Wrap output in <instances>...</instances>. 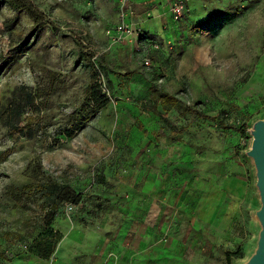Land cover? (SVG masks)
<instances>
[{"label": "rangeland", "instance_id": "374dc122", "mask_svg": "<svg viewBox=\"0 0 264 264\" xmlns=\"http://www.w3.org/2000/svg\"><path fill=\"white\" fill-rule=\"evenodd\" d=\"M32 1L54 29L47 25L31 50L0 76V244L12 245L10 249L18 252L12 260L0 258V264H134L137 256L128 257L108 235L115 220L103 229L109 214L112 218L119 214L103 206L110 188L96 177L101 171L130 176L133 163L149 157L161 125L167 141L197 143V133L205 130L207 140L216 141L221 152L236 142L245 167L244 183L236 186L233 215L219 231L200 237V223L193 215L171 210L161 241L141 247L142 264H244L254 253L261 230L256 216L261 206L256 167L247 151L254 122L264 119V0H186V16L181 21L169 17L175 28V32L164 29L169 39L145 33L159 49L145 51L147 45L135 49L130 62L106 53L98 39L110 23L104 0ZM148 8L152 12L155 7ZM223 11L229 14L220 15ZM16 15L8 5L0 8V63L34 25L23 13L15 30L3 31L4 23ZM146 55L151 65H144ZM113 60L123 65V74L133 69L131 65L136 69L128 79L110 78L106 65ZM96 65L104 74L110 102L75 137H62L57 129L67 114L84 103L90 85L98 79ZM49 71L61 82L47 96L42 114L35 117L26 105L20 125H25L27 134L10 130L3 119L12 109L16 91L43 85ZM154 88L175 95L176 103L164 109ZM3 105L7 106L2 113ZM243 123L248 125L245 135L230 127ZM37 158L47 175L84 193L80 204L65 203L59 209L53 226L62 236L49 259H39L5 235L19 228L29 212L1 194L13 182L31 179L27 169ZM33 205L36 210L40 207L37 202ZM172 229L177 234L169 240ZM228 251L233 253L230 260Z\"/></svg>", "mask_w": 264, "mask_h": 264}, {"label": "crops", "instance_id": "0c3cea01", "mask_svg": "<svg viewBox=\"0 0 264 264\" xmlns=\"http://www.w3.org/2000/svg\"><path fill=\"white\" fill-rule=\"evenodd\" d=\"M117 1L104 0L110 14L107 22L110 23L107 24L106 29L119 23ZM131 1L135 15L130 22L135 25L134 27L141 28L149 37L153 35L161 37L164 29L175 32L174 23L169 18L170 2L173 0ZM149 5L155 7L152 12H147ZM162 38L168 37L164 34ZM98 39L103 43L106 53L118 54L116 58L129 62L133 57V50H140L148 42V39L144 38L143 41L138 39L133 43L123 42L112 45L106 33H100ZM109 63L106 68L110 70V78L117 80H120L121 76L128 79L136 69L131 65L132 71L123 74V65L119 60ZM152 91L164 109L172 105L165 103L161 95L162 92L168 91L155 88ZM208 117L207 119L210 120L217 119L215 116ZM164 130L167 132L161 125L155 135L156 139L149 146V157L135 161L133 168L130 169V176L121 175L120 172L105 173L106 181L100 183L107 184L110 188V192L104 193L103 206L106 204L109 211L119 214L117 218H112L109 214L107 222L103 223L105 225L103 229L109 228L108 225L115 220L110 231L112 233L108 235L112 234V238L123 247L128 257L131 253L137 256L138 260H135L134 264H142L141 247L146 246L148 242L161 241L162 231L167 228L164 224L169 221L167 215L173 209H184L185 212L193 215V220L200 223L202 231L200 237L208 231L223 229L225 224H229L233 215V198L236 199L238 191L236 186L240 182L244 183L242 174L245 167L236 153V142L233 141V147L230 144L225 147L224 152H221L222 148L215 145L216 141L207 140L205 130L197 133L198 141L193 144L187 141L164 140ZM174 234L177 233L172 229L169 240H173ZM106 235L107 232L103 233V236ZM108 240L105 239L106 242ZM229 252L231 251L226 253L227 256Z\"/></svg>", "mask_w": 264, "mask_h": 264}, {"label": "trees", "instance_id": "16d2710c", "mask_svg": "<svg viewBox=\"0 0 264 264\" xmlns=\"http://www.w3.org/2000/svg\"><path fill=\"white\" fill-rule=\"evenodd\" d=\"M4 5H8L15 10L17 15L4 23L3 27L5 30L3 31L15 30L19 23L20 15L23 13L27 14L33 20L34 25L30 32L23 36L16 45L10 49L8 58L0 63V76L16 60L31 50L35 41L47 25L54 29L53 22L46 18V14L39 10L32 0H0V8ZM223 14H229V11L220 13V15ZM197 28L198 27H195V29ZM144 38L145 33L142 30L139 39L143 40ZM146 39L151 40V38ZM91 56L93 60L94 56ZM81 58L80 55L79 60H81ZM96 67L98 75L101 67L98 65H96ZM49 74L50 78L45 80L46 83L44 81L43 85L38 83L36 87L18 88V91L15 93L17 97L13 100V104H10L12 109L8 115H6L7 113L5 114L3 119L10 130L18 132V134H27L24 131L25 125H20L26 105L33 108L34 114H36L34 115L35 117L42 114L43 104L47 96L55 92L56 87L61 82V80L57 78L55 72L49 71ZM161 95L165 103H176V98L170 93L162 92ZM109 102L110 97L107 92L103 90L101 83L98 80L94 81L89 87L84 103L66 115L63 123L59 125L57 132L62 137H75ZM6 106L7 105H3V109L1 110L2 113ZM230 127L237 129L242 135H245L248 129L246 123L241 125H230ZM27 170L29 174L28 178L31 179L13 182L1 194V197L11 201L15 207H20L29 212L19 228L6 231L5 235L8 237L6 240H13L17 244H22L24 250L36 255L39 259H49L54 253L55 247L62 236L61 232L55 230L53 226L59 209L65 203L80 204L84 199V193L83 191L75 189V187L66 181L47 175L43 169L40 158H37V161L31 162ZM96 180L99 183H104L106 181L105 174L101 171L99 175H97ZM35 202L40 205L38 210L33 207ZM11 246L2 248L0 244V258L12 260L18 255V252L16 253L10 249ZM232 254V252L228 253L229 259Z\"/></svg>", "mask_w": 264, "mask_h": 264}, {"label": "built area", "instance_id": "2783aa9c", "mask_svg": "<svg viewBox=\"0 0 264 264\" xmlns=\"http://www.w3.org/2000/svg\"><path fill=\"white\" fill-rule=\"evenodd\" d=\"M117 11L119 23L106 30V35L109 38L111 44L119 45L123 42L133 43L134 41H137L142 34V29L133 27L129 22V18H133L135 15L132 1L118 0ZM169 11L173 20L181 21L188 12L187 1L176 0L172 2ZM158 49L159 46L156 42L153 40H148L145 51H155ZM143 63L144 65H151V60L148 58V55L145 56ZM97 77V80L101 83L103 90L109 94L104 74L101 70H99Z\"/></svg>", "mask_w": 264, "mask_h": 264}, {"label": "water", "instance_id": "95a60500", "mask_svg": "<svg viewBox=\"0 0 264 264\" xmlns=\"http://www.w3.org/2000/svg\"><path fill=\"white\" fill-rule=\"evenodd\" d=\"M251 134L253 140L247 155L253 159L256 167V185L261 201V206L256 211V216L260 222L261 230L257 247L244 264H264V119H258L254 122Z\"/></svg>", "mask_w": 264, "mask_h": 264}]
</instances>
